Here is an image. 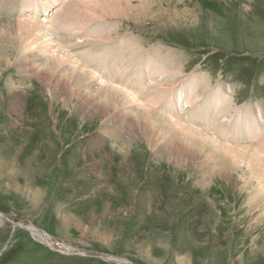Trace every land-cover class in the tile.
Segmentation results:
<instances>
[{
	"label": "rangeland",
	"instance_id": "obj_1",
	"mask_svg": "<svg viewBox=\"0 0 264 264\" xmlns=\"http://www.w3.org/2000/svg\"><path fill=\"white\" fill-rule=\"evenodd\" d=\"M98 1H52L46 16H10L49 25L68 2L83 8ZM109 1L121 8L118 16L85 30L134 41L145 68L152 52H168L178 63L171 70L159 63V82L193 88L211 102L226 96L227 122L241 117L236 108L264 104V0ZM81 31L69 42L56 29L52 38L24 39L0 24V264H264V183L249 179L243 164L221 173L218 156L191 155L172 125L164 130L176 140L146 141L126 129L133 128L126 117L79 113L86 93L50 97L45 69L31 55L70 49L79 56L91 42ZM150 88L134 95L138 107L153 104L170 122L213 136L202 121L188 120L195 104L184 106L183 97L173 104L169 93L154 104Z\"/></svg>",
	"mask_w": 264,
	"mask_h": 264
},
{
	"label": "bare ground",
	"instance_id": "obj_2",
	"mask_svg": "<svg viewBox=\"0 0 264 264\" xmlns=\"http://www.w3.org/2000/svg\"><path fill=\"white\" fill-rule=\"evenodd\" d=\"M37 1L42 3L44 0H0V16L4 19L0 20V24H7L11 31L15 29L24 39L34 36L37 40H41L43 35L51 36L52 38V29L62 32L66 42L74 41V37L71 38V35L78 34L83 29L84 31L81 32L86 34H82V36L91 37V42L87 44L89 46L88 51L81 52L79 56L70 57V49L63 55H60L58 51H53L52 53L56 52V54H53L51 58L44 55V53L42 55H31L34 58V66L38 65L37 69L39 67L45 69V73L42 74H46L48 77L46 80L52 85V93L48 90L52 99H61L62 92H69L70 95L77 97L86 93L87 96L84 95V104L77 109L79 113L88 111L90 117L98 116L102 120L107 116H112L120 122H123L120 118L126 117L128 124L133 126L132 129L128 127L126 129L130 132L139 133L146 138V141L151 140L153 142L154 138H158L160 141L166 138L165 143L176 140L173 135H168V132L164 130L168 129L169 125H172L184 132L182 143L190 148L191 155H197L196 150L199 149L203 150V154L208 155L210 159H215L218 156L221 173L243 164L247 171L245 174L249 175V179H256V184L258 182L264 183V104L257 103L254 107L243 105L236 108L234 111L235 115H241L243 118H237V122L235 120L227 122L222 119L230 114L232 107L226 96L222 95L219 98L210 97L215 101L211 102L207 97L199 98L197 92V95L193 93V88H188L183 92V90L172 89L176 86L174 81L159 82L157 80L159 69L156 68L159 63L161 65L165 64L170 70L171 67L178 63V61L168 55V52H152L151 62L148 61L145 68L147 59L138 50L134 41L123 39L119 41L120 43L111 42L112 40L108 38L107 34H105L106 36H99L88 32V29L85 30V28L95 26V23L99 24L101 22L99 20L107 21L108 16H118V11L121 8L118 9L119 7L117 8L115 5L116 8L111 7V4H114L113 1L99 0L97 3L92 2L93 5H85L83 8L74 5L73 2H68L66 5L64 4L62 12L54 20H51L49 25H47V20L37 19L33 24L25 22L15 23L14 19L13 21L11 20L10 15L20 14L28 10L30 12L35 11L36 15L46 16L50 12V2L54 1L55 4H62L61 0H45L47 3L39 6ZM24 2L28 4H24ZM32 5L35 8L31 7ZM74 28L78 32H70ZM42 39H45V37ZM74 44L84 43L79 41ZM49 45H51V42ZM135 48L137 49L135 50ZM74 57H76V61H72ZM38 74L42 76L41 72ZM164 84L167 85L168 89L163 87L165 86ZM202 84L205 83L202 82ZM141 85H143V88ZM148 87H151L152 93L150 95L152 94V97L155 98L154 104L167 93L170 94L173 104L178 103L177 100L182 97L184 98V106H188L187 100L190 101L189 103L195 104L192 115L188 120L193 122V126L196 120L202 121L210 128V133L212 132L213 136L210 137L208 132L207 135L203 132H198L196 129L195 131L188 124L178 126L174 122H170L152 107L153 104H142V107H138L135 104L134 95H139L140 89H148ZM174 91L176 92L174 93ZM193 95L196 96L193 97ZM135 98L138 99V97ZM182 105L180 110L183 109ZM102 127L107 128L105 124H102ZM121 129H123V126L119 124L111 130L113 133L120 134L119 130ZM159 134H162L163 137H159ZM214 136H216V139H214ZM247 182L250 183L248 180ZM260 185L261 183H259ZM28 230L34 237L41 240L43 244L51 247V241L47 235L38 232L33 227H28ZM106 261L110 262V259ZM121 264L128 263L121 262Z\"/></svg>",
	"mask_w": 264,
	"mask_h": 264
},
{
	"label": "water",
	"instance_id": "obj_3",
	"mask_svg": "<svg viewBox=\"0 0 264 264\" xmlns=\"http://www.w3.org/2000/svg\"><path fill=\"white\" fill-rule=\"evenodd\" d=\"M106 260V259H105Z\"/></svg>",
	"mask_w": 264,
	"mask_h": 264
}]
</instances>
